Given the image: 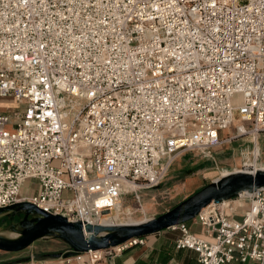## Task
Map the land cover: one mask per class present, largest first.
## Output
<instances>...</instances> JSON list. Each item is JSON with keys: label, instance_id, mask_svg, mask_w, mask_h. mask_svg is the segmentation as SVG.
<instances>
[{"label": "built area", "instance_id": "built-area-1", "mask_svg": "<svg viewBox=\"0 0 264 264\" xmlns=\"http://www.w3.org/2000/svg\"><path fill=\"white\" fill-rule=\"evenodd\" d=\"M0 98L15 106L0 112V208L99 223L178 154L220 145L235 111L264 133V0H0ZM26 180L37 192L20 197ZM192 223L170 230L196 264H264V188Z\"/></svg>", "mask_w": 264, "mask_h": 264}, {"label": "rangeland", "instance_id": "rangeland-1", "mask_svg": "<svg viewBox=\"0 0 264 264\" xmlns=\"http://www.w3.org/2000/svg\"><path fill=\"white\" fill-rule=\"evenodd\" d=\"M10 100L0 98V112H12L15 106ZM233 118L237 121L239 113L235 111ZM239 122V121H238ZM241 126L231 124L226 134L222 137V143L209 150L186 151L178 154L169 164L164 178L152 188H137L135 191L124 194L116 209L102 216L99 221H114V224H131L155 218L170 210L193 193L219 179L226 173L237 171H253L264 168V133L252 134L246 123ZM244 127L245 132L237 131ZM255 153V157L253 154ZM256 163V166H246ZM38 183L35 180H26L21 189L20 197H30L36 194ZM20 217L0 222V235L7 238L18 236V230H9L7 226L16 223ZM1 220V219H0ZM192 220L187 221L192 232L200 233V225H191ZM164 231V230H163ZM162 232V231H161ZM176 233L166 230L164 236L172 238ZM159 237H150L151 240ZM136 246V245H135ZM134 247V246H132ZM129 247L127 250H129ZM67 245L57 238H44L35 240L29 247L22 251L5 253L0 251V258L6 264H25L36 260L53 259L47 254L62 253ZM122 252L121 254H123ZM120 254V255H121ZM26 259L20 263L19 260ZM56 259V258H55Z\"/></svg>", "mask_w": 264, "mask_h": 264}, {"label": "water", "instance_id": "water-1", "mask_svg": "<svg viewBox=\"0 0 264 264\" xmlns=\"http://www.w3.org/2000/svg\"><path fill=\"white\" fill-rule=\"evenodd\" d=\"M264 188V170L254 173L233 172L204 186L165 213L138 223L101 224L69 221L62 215L47 213L30 202H19L0 208V216L20 217L7 228L18 230L15 238L0 235V251L18 252L35 240L57 238L67 245L65 253H54L53 258H69L76 253L100 251L127 243L132 239L146 238L163 230L185 223L205 207L236 198L238 195ZM103 211L101 215L109 214ZM26 259L19 260L20 263Z\"/></svg>", "mask_w": 264, "mask_h": 264}, {"label": "crops", "instance_id": "crops-1", "mask_svg": "<svg viewBox=\"0 0 264 264\" xmlns=\"http://www.w3.org/2000/svg\"><path fill=\"white\" fill-rule=\"evenodd\" d=\"M191 225L195 224L191 223ZM188 226L190 228V225ZM165 232L166 230L156 235L146 237L142 244L136 245L124 251L123 254L117 255L111 261L101 264H196V254L194 252L186 249H175L174 241L179 233L175 231L176 233L171 234L173 235L172 238L166 236L161 238L162 233ZM156 236L159 238L155 240L150 239V237ZM0 264H6L2 258H0ZM25 264H57V261L53 258L36 260Z\"/></svg>", "mask_w": 264, "mask_h": 264}, {"label": "bare ground", "instance_id": "bare-ground-1", "mask_svg": "<svg viewBox=\"0 0 264 264\" xmlns=\"http://www.w3.org/2000/svg\"><path fill=\"white\" fill-rule=\"evenodd\" d=\"M232 124H235V125H237L238 124V126H241V125H239L240 124V122H238V121H234ZM242 131V127H240V132ZM253 156L255 157V153L253 154ZM245 165L246 166H256V163L254 162L253 164H247V163H245ZM261 170H264V168H260ZM256 170H259V169H254V171H256ZM254 171H237V172H249V173H254ZM228 174H230L229 172L228 173H226V174H224V175H222L221 177H223V176H226V175H228ZM220 177V178H221ZM212 204V203H211ZM118 207V206H117ZM99 223H101V224H114V221H99Z\"/></svg>", "mask_w": 264, "mask_h": 264}, {"label": "trees", "instance_id": "trees-1", "mask_svg": "<svg viewBox=\"0 0 264 264\" xmlns=\"http://www.w3.org/2000/svg\"><path fill=\"white\" fill-rule=\"evenodd\" d=\"M200 190V189H199ZM197 192V191H196ZM0 222H4L6 219L7 220H10L11 218L10 217H7V216H0ZM186 224H187V222H185ZM46 257H52V254H47V255H45Z\"/></svg>", "mask_w": 264, "mask_h": 264}, {"label": "flooded vegetation", "instance_id": "flooded-vegetation-1", "mask_svg": "<svg viewBox=\"0 0 264 264\" xmlns=\"http://www.w3.org/2000/svg\"><path fill=\"white\" fill-rule=\"evenodd\" d=\"M12 219V218H11ZM12 223V222H11Z\"/></svg>", "mask_w": 264, "mask_h": 264}]
</instances>
